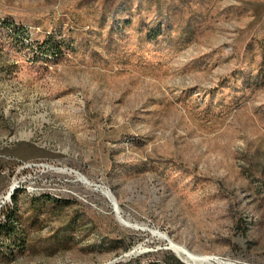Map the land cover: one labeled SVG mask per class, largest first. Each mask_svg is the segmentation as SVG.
Here are the masks:
<instances>
[{
  "label": "rangeland",
  "instance_id": "1",
  "mask_svg": "<svg viewBox=\"0 0 264 264\" xmlns=\"http://www.w3.org/2000/svg\"><path fill=\"white\" fill-rule=\"evenodd\" d=\"M2 19L26 34L0 25V223L15 197L27 241L0 264H191L167 239L264 264V0H0Z\"/></svg>",
  "mask_w": 264,
  "mask_h": 264
},
{
  "label": "trees",
  "instance_id": "2",
  "mask_svg": "<svg viewBox=\"0 0 264 264\" xmlns=\"http://www.w3.org/2000/svg\"><path fill=\"white\" fill-rule=\"evenodd\" d=\"M0 25H6L11 32H13L14 36L21 37L23 33L26 34V29L22 25H16L13 22L10 23L6 19L0 20ZM12 200V206L5 210L4 222L0 223V242L6 247H11V244L18 247H24L27 240L24 231L16 221V198L12 197Z\"/></svg>",
  "mask_w": 264,
  "mask_h": 264
},
{
  "label": "bare ground",
  "instance_id": "3",
  "mask_svg": "<svg viewBox=\"0 0 264 264\" xmlns=\"http://www.w3.org/2000/svg\"><path fill=\"white\" fill-rule=\"evenodd\" d=\"M83 176V175H82ZM15 186V185H13ZM12 186V188H13ZM10 194V192H9ZM8 194V197L4 196V198L6 197L7 198H10ZM108 195L114 200V197L113 195H111V192H108ZM115 201V200H114ZM114 203V202H113ZM115 206V204H114ZM116 207V211L119 213V209H118V205L115 206ZM119 215H121L119 213ZM121 222H123L121 220ZM135 226V225H134ZM165 238V237H164ZM169 240V239H168ZM170 241V240H169ZM172 242V241H171ZM171 244V248L173 249V251L178 255L180 256L183 260H185L186 262L188 263H191V264H201V262H205V261H211V260H218L217 257L215 256H212V255H200V254H196V253H193L192 251H190L188 248H186L185 246L183 245H180V244H177L175 242H172L170 243ZM223 264H228V263H225V262H222ZM203 264V263H202Z\"/></svg>",
  "mask_w": 264,
  "mask_h": 264
},
{
  "label": "water",
  "instance_id": "4",
  "mask_svg": "<svg viewBox=\"0 0 264 264\" xmlns=\"http://www.w3.org/2000/svg\"><path fill=\"white\" fill-rule=\"evenodd\" d=\"M10 195H11V193L9 194V196H10ZM113 197H114V196H113ZM114 200H115V197H114ZM113 204H115V206H117V205H118V204H117V202H116V200L114 201V203H113ZM115 206H114V207H115ZM115 210H117V209H116V207H115ZM116 212H117V211H116ZM120 221H121V220H120ZM123 223H124V222H123ZM167 240H168V239H167ZM168 242H169V245H168V247H169V248H171V246H170V245H171V244H170V241L168 240Z\"/></svg>",
  "mask_w": 264,
  "mask_h": 264
}]
</instances>
